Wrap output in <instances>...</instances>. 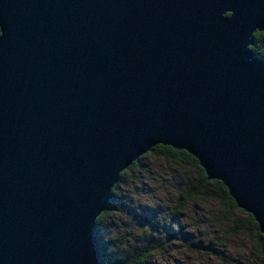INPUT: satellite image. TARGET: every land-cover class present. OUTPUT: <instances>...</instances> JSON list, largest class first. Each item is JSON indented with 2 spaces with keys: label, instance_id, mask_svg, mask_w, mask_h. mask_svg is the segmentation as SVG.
<instances>
[{
  "label": "water",
  "instance_id": "95a60500",
  "mask_svg": "<svg viewBox=\"0 0 264 264\" xmlns=\"http://www.w3.org/2000/svg\"><path fill=\"white\" fill-rule=\"evenodd\" d=\"M0 29V264H106L97 219L157 145L264 233V0H0Z\"/></svg>",
  "mask_w": 264,
  "mask_h": 264
},
{
  "label": "rangeland",
  "instance_id": "374dc122",
  "mask_svg": "<svg viewBox=\"0 0 264 264\" xmlns=\"http://www.w3.org/2000/svg\"><path fill=\"white\" fill-rule=\"evenodd\" d=\"M186 170L157 154L143 158L140 168H129L128 179L120 185L113 210L100 228L102 233L130 240L142 233L146 242L157 240L159 243V238L166 239L167 228L177 216L174 209L178 197L187 188L182 177ZM189 171L196 179V169L192 167ZM239 210L229 219L222 214L217 202L205 203L197 198L190 201L180 213L179 225L171 227L175 233L186 228L185 234L177 233V239L156 251L149 264H261L260 255H254V237L252 230H248L251 226L246 221L247 215ZM236 219L242 220L244 226L234 232ZM142 221H151V226ZM194 223L199 225L194 226ZM198 241L206 246L212 244L213 250L192 248V243Z\"/></svg>",
  "mask_w": 264,
  "mask_h": 264
},
{
  "label": "trees",
  "instance_id": "16d2710c",
  "mask_svg": "<svg viewBox=\"0 0 264 264\" xmlns=\"http://www.w3.org/2000/svg\"><path fill=\"white\" fill-rule=\"evenodd\" d=\"M251 49L254 51L257 57L264 59V31H257L255 33L254 43L251 45ZM151 154L161 155L168 160H171L176 165L181 166L185 170H190V168L193 167L198 173V175H195L197 177L196 179L191 177L190 173L192 171L186 170V172L182 174L183 182L186 184L187 188L178 197L174 209V214L177 216L173 217L172 220L174 222L172 221V224H169L167 228V238L164 240L159 238V243H157V240H151V242L144 241V234L142 233L139 237H137V239L135 238L134 240H130L125 236L113 238L111 236L108 237L107 235H104L100 228L104 226L105 218L113 210L115 204L114 198L118 194L117 191L120 188V185H122V183L128 179L127 174L129 168L133 169L138 166L140 168L142 159L148 158ZM129 168L121 173L119 183L115 185L112 190V195L109 201V208L98 217L96 223L97 235L102 248V260L106 264H149L154 255L157 254L156 251L162 249L168 243L174 241V239H177V233L185 234L186 228H180L175 233L174 231H172L171 227L179 225L178 223H180V220L178 219L180 217V213L182 211H185L187 204L196 198L202 200L205 203L209 201L219 203L221 205L222 214L225 216V218H232L234 216V213L240 209L234 198L230 195L229 190L225 186V184L220 180L208 179L206 171L200 165L198 159L186 150L175 149L171 146L157 145L149 152H147L146 155L136 160ZM239 211L246 213L247 215L246 221L248 220L251 226V228H249L248 230H252V232H250L252 233L251 235L254 237L255 241H253V248L255 250L254 255H260L259 260L261 261V264H264V233L260 231L259 225L252 214L247 213L243 209ZM234 222H236L234 223V232H237L236 230L240 226L243 228L244 225L242 223V220L238 221V219H236ZM142 223L144 225L146 224L147 226H151V221L149 223L142 221ZM195 225L199 224L194 223V226ZM115 246H118L119 248ZM115 248H117V250L113 251L112 249Z\"/></svg>",
  "mask_w": 264,
  "mask_h": 264
},
{
  "label": "bare ground",
  "instance_id": "6f19581e",
  "mask_svg": "<svg viewBox=\"0 0 264 264\" xmlns=\"http://www.w3.org/2000/svg\"><path fill=\"white\" fill-rule=\"evenodd\" d=\"M214 242V241H213ZM214 245V244H213ZM211 250H213V249H211ZM211 252V251H210Z\"/></svg>",
  "mask_w": 264,
  "mask_h": 264
}]
</instances>
